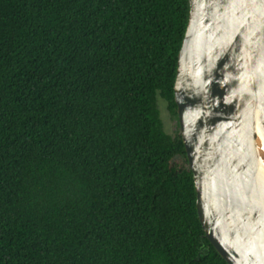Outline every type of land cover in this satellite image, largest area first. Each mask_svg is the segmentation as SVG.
Here are the masks:
<instances>
[{"label":"trees","instance_id":"1","mask_svg":"<svg viewBox=\"0 0 264 264\" xmlns=\"http://www.w3.org/2000/svg\"><path fill=\"white\" fill-rule=\"evenodd\" d=\"M188 0H0V264H227L176 116Z\"/></svg>","mask_w":264,"mask_h":264},{"label":"water","instance_id":"2","mask_svg":"<svg viewBox=\"0 0 264 264\" xmlns=\"http://www.w3.org/2000/svg\"><path fill=\"white\" fill-rule=\"evenodd\" d=\"M176 116L196 209L227 264H264V0H188Z\"/></svg>","mask_w":264,"mask_h":264},{"label":"rangeland","instance_id":"3","mask_svg":"<svg viewBox=\"0 0 264 264\" xmlns=\"http://www.w3.org/2000/svg\"><path fill=\"white\" fill-rule=\"evenodd\" d=\"M158 109L160 112V117L163 121L164 130L170 136H176L179 133L177 119L170 116L167 111L166 103L163 100L158 101Z\"/></svg>","mask_w":264,"mask_h":264}]
</instances>
